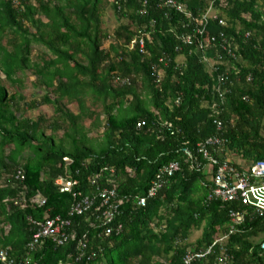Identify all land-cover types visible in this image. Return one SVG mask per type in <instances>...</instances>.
<instances>
[{
  "label": "trees",
  "instance_id": "obj_1",
  "mask_svg": "<svg viewBox=\"0 0 264 264\" xmlns=\"http://www.w3.org/2000/svg\"><path fill=\"white\" fill-rule=\"evenodd\" d=\"M171 1L183 11L165 0H113L110 34L106 0H0V264H184L188 251L204 254L219 239L190 264H213L223 251L229 264H264V217L248 210L228 234L227 210L237 205L207 201V173L185 153L213 137L222 147L208 150L221 161L225 152L238 169L264 161V0ZM140 36L143 49L132 44ZM42 106L50 118L27 115ZM170 162L178 171L161 175L147 198ZM59 175L81 197L115 186L123 203L111 225L120 231L104 235L94 211L69 216L75 200L58 191ZM37 195L41 207L30 203ZM56 216L69 221L68 239L30 247L35 223Z\"/></svg>",
  "mask_w": 264,
  "mask_h": 264
},
{
  "label": "built area",
  "instance_id": "obj_2",
  "mask_svg": "<svg viewBox=\"0 0 264 264\" xmlns=\"http://www.w3.org/2000/svg\"><path fill=\"white\" fill-rule=\"evenodd\" d=\"M116 5L119 4V1L114 2ZM146 1L143 2L145 4ZM165 5L173 8L177 12H182L183 7L180 4H176L171 0H165ZM207 18L203 19L206 22ZM222 24V21H219ZM201 33V31L199 32ZM140 34H143L140 32ZM141 38H134L132 44L138 42L139 48L143 49L144 41ZM184 43H189L190 37L183 36L181 37ZM124 83V81H122ZM217 130H221V122L214 121ZM144 125V122L137 124V129ZM223 144L222 140L217 138H207L206 140L199 142L195 146L194 154H191L187 150L185 153L189 159L191 168L196 171L203 169L211 182V186H208L207 201H217L220 203L236 204V208L230 207L227 210L228 219L230 221V226L228 228V234L233 233L237 229V225L244 222L248 210L251 215L264 217V161H257L245 169H238L232 163L228 161V153L225 152V159L219 160L214 156H211L208 148H221ZM198 157H201L204 165L198 160ZM66 162L68 159H64ZM179 169L177 162H170L168 165L159 169L155 175V179L151 181L150 187L147 191V198L154 197L157 191L160 189L161 182L160 176L166 174L167 176L176 173ZM20 180H23V175L21 172H17V177ZM95 183V179L92 180V184ZM54 184L58 187L60 193H71L74 198V203L71 204L68 215L69 216H81L87 212H96L98 213V218H100L105 224L104 235H109L113 231L117 233L120 231V225H116L113 228V223L115 215L119 212V207L123 203V199H120L117 195L115 186L102 187L94 197H81L78 192H74L73 188L76 185V182L67 178V176L59 175ZM146 197L137 198V205L143 206L145 203ZM97 201L99 203L96 205ZM45 200L39 197L38 195L31 198L30 203L41 207L44 204ZM240 206V207H238ZM30 222L33 224L32 220ZM69 221L64 220L59 216L54 218H46L44 222L35 223L34 230L32 235V242L30 247H33L34 244H37L41 240L49 239L56 245H61L68 239V234L65 232V229L69 226ZM221 241V239H219ZM219 241H215L209 248L205 250V253H188L184 256V264H190L194 259L202 258L206 254L212 252L213 246ZM82 247L85 246L83 242L80 241ZM260 249L264 250V241L260 244ZM0 254H3L0 252ZM93 256V255H92ZM89 256L88 259L93 258ZM4 260L3 256L1 257ZM4 262V261H3ZM230 256L223 251L221 257H218L213 264H229Z\"/></svg>",
  "mask_w": 264,
  "mask_h": 264
},
{
  "label": "rangeland",
  "instance_id": "obj_3",
  "mask_svg": "<svg viewBox=\"0 0 264 264\" xmlns=\"http://www.w3.org/2000/svg\"><path fill=\"white\" fill-rule=\"evenodd\" d=\"M107 1V5H106V13H105V16L103 17V25L102 27L108 32V33H112L114 31V29L118 26V22L117 20H115L114 16H113V12L111 10V7H110V3L113 1V0H106ZM222 2V1H221ZM216 12H217V8H212L210 9L208 12H207V15L211 18H215L217 17L216 15ZM221 21V20H219ZM218 21V23H219ZM220 24V23H219ZM223 24V23H222ZM221 25V24H220ZM108 47V42H104L103 44V48H107ZM183 60V57L182 56H179L177 57L176 61L178 63L182 62ZM0 78H3L0 74ZM34 80V77H28L26 82H25V88L22 89V93L25 95L26 97V100L29 101L33 98L32 96V92H33V88L31 87L30 85V82ZM42 92H39L35 97L36 98H39L41 96ZM69 109L73 112V111H76L77 110V107L73 105H71L69 107ZM40 114H44L47 118H50L52 116V110L50 107L48 106H42L34 111H31V112H28L27 115L29 117H32V118H36L37 116H39ZM232 159V157H231ZM236 161V159H235ZM241 163V162H240ZM37 207V205H35ZM201 232L200 231H194L192 232L190 238H189V242L190 243H193L197 238H199Z\"/></svg>",
  "mask_w": 264,
  "mask_h": 264
},
{
  "label": "crops",
  "instance_id": "obj_4",
  "mask_svg": "<svg viewBox=\"0 0 264 264\" xmlns=\"http://www.w3.org/2000/svg\"><path fill=\"white\" fill-rule=\"evenodd\" d=\"M40 108V107H39ZM38 109V108H37ZM36 110V109H35ZM52 110V109H51ZM34 111V110H33Z\"/></svg>",
  "mask_w": 264,
  "mask_h": 264
}]
</instances>
